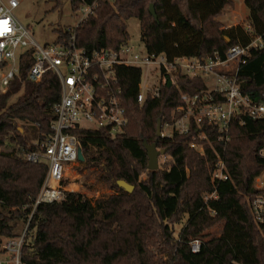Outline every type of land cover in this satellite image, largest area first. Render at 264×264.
I'll return each instance as SVG.
<instances>
[{
	"label": "trees",
	"instance_id": "16d2710c",
	"mask_svg": "<svg viewBox=\"0 0 264 264\" xmlns=\"http://www.w3.org/2000/svg\"><path fill=\"white\" fill-rule=\"evenodd\" d=\"M68 2L73 12L81 5L94 6L74 30L75 47L87 53L116 50L127 43L129 19L138 21L145 51L168 59L202 60L215 52L223 56L231 46L261 37L262 47L250 51L236 79L243 95L255 102L264 98V0H244L246 25L225 30L218 18L231 0ZM55 33L54 43L71 38L67 29ZM31 64L28 51L27 59L21 60V81H13L0 94V243L20 237L26 228L21 264H264V226L256 225L249 208L262 193L254 179L264 170L259 156L264 119H232L226 143L210 128L203 129V142L193 139L195 128L187 135L156 139L157 120L171 122L180 93L203 90V80L178 76L176 85L167 82L157 98L146 97L138 104L140 70L116 67V87L127 119L123 133L114 138L103 130L77 133L82 162L102 165L103 180L114 193L92 202L67 192L60 202L34 208L48 166L30 163L26 155L40 150L39 144L49 136L61 87L51 71H45L38 83L27 81ZM143 141L166 150L168 159L156 171L147 170ZM193 141L202 144L203 155L189 148ZM217 156L229 181L211 182ZM118 181L131 186L132 192L126 193ZM218 224L220 234L208 238L207 232ZM177 225L181 229L175 235ZM195 240L200 242L196 254L190 251Z\"/></svg>",
	"mask_w": 264,
	"mask_h": 264
},
{
	"label": "built area",
	"instance_id": "2783aa9c",
	"mask_svg": "<svg viewBox=\"0 0 264 264\" xmlns=\"http://www.w3.org/2000/svg\"><path fill=\"white\" fill-rule=\"evenodd\" d=\"M18 7V0H0V94H4L13 81H21V60L27 59L28 51L32 64L26 71V80L38 83L45 71H51L61 87L49 136L38 143L40 150L26 155L28 162H45L48 166L34 208L39 204L60 202L67 192H71L64 186V180L66 168L79 163L77 155L81 145L77 133L103 130L112 138L123 133L127 119L119 98L120 90L116 87V67L137 68L141 75L142 69L147 71L145 79L152 83L146 82L140 88V81L136 95L138 104L146 97L157 98L161 85L167 82L176 85L178 76L203 80V90L193 95L180 93V104L172 111L171 122L160 125L159 139H171L174 134L187 135L195 128L193 139L203 142L207 139L203 129L210 128L215 131L218 141L226 143L232 119H264V98L255 102L243 95L236 79L250 51L262 47L261 37L245 46H231L223 56L215 52L202 60L168 59L164 54L149 55L146 51L141 54L129 41L116 50L87 53L74 45L75 28H67L71 34L67 43L38 44L30 29L16 19L14 10ZM93 9V5H81L78 23L92 14ZM189 148L199 155L204 153L198 142H191ZM259 156L264 159V148L259 151ZM167 159L165 154L158 156V169ZM210 178L213 183L230 180L219 156ZM254 181V187L262 193L251 200L249 208L254 222L261 227L264 226V170ZM25 231L26 228L18 238L4 239L0 243V264H21ZM199 250V240L191 242V253L196 254Z\"/></svg>",
	"mask_w": 264,
	"mask_h": 264
},
{
	"label": "rangeland",
	"instance_id": "374dc122",
	"mask_svg": "<svg viewBox=\"0 0 264 264\" xmlns=\"http://www.w3.org/2000/svg\"><path fill=\"white\" fill-rule=\"evenodd\" d=\"M19 7L14 10L16 19L24 26H27L33 39L40 45L51 44L56 38V30L76 28L81 14L71 11L68 0H18ZM57 1L59 6L57 8ZM244 0H231L225 6L218 21L221 22V29H229L236 26H245L247 23V10L243 4ZM129 42L137 48L138 53L144 54V44L140 39L139 24L136 19L126 21ZM225 42L228 39L225 38ZM146 70L142 69L140 88H143ZM14 98L11 100L13 101ZM64 186L71 192L80 193L87 199L94 202L97 199L110 196L114 193L103 180L102 165L86 166L84 162L70 165L66 168ZM145 175L142 176V179ZM255 186V181H254ZM264 189V187H263ZM221 224L214 226L207 232V237L218 236L221 232ZM181 229L180 225L175 227V235Z\"/></svg>",
	"mask_w": 264,
	"mask_h": 264
},
{
	"label": "water",
	"instance_id": "95a60500",
	"mask_svg": "<svg viewBox=\"0 0 264 264\" xmlns=\"http://www.w3.org/2000/svg\"><path fill=\"white\" fill-rule=\"evenodd\" d=\"M149 12L155 18V14L152 6H149ZM160 125H161L160 120H157L156 132H155L156 139L160 137ZM142 145L147 156V170L148 171L158 170L157 158L159 155H164L166 153V150L158 151L156 147V142L153 144H147L145 141H143ZM77 159L79 162L83 161L82 153L80 150L78 151ZM117 185L121 189H123L126 193H131L133 190L131 186L127 185L122 181H118Z\"/></svg>",
	"mask_w": 264,
	"mask_h": 264
}]
</instances>
